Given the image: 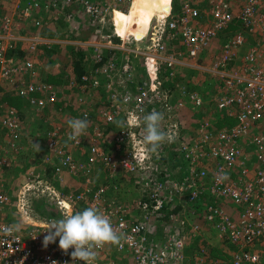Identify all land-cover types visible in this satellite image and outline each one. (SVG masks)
Returning a JSON list of instances; mask_svg holds the SVG:
<instances>
[{
    "label": "built area",
    "instance_id": "2783aa9c",
    "mask_svg": "<svg viewBox=\"0 0 264 264\" xmlns=\"http://www.w3.org/2000/svg\"><path fill=\"white\" fill-rule=\"evenodd\" d=\"M116 1L114 5L112 0H27L0 16V86L25 97L29 107L40 115L47 108L56 105L60 108L63 101L72 110L70 119L86 117L88 120L85 130L88 136L84 133L79 141L67 139L71 132L68 124L64 128L55 124L46 127L43 163L35 162L33 168L26 170L27 177L46 181L48 162L58 175L91 171L99 162L110 175L121 169L137 173L134 180L137 195L130 205L111 198V184L106 181L95 187L84 186L69 199L63 198L73 209L84 199L87 207L99 209L122 234L118 245L106 244L94 249L93 264L102 263L100 260L106 248L115 255L109 258L111 264H125L117 259V254H124L127 264H264L261 251L257 250L258 245L264 243V128L256 129L250 139L259 165L252 173L249 167L243 166L238 179L233 175L234 172L238 174L237 162L244 154L242 139L254 125L264 121V0H212L209 21L204 26L194 24L199 10L192 4L183 3L178 13L172 12L170 6L167 15L153 25L144 48L138 45L143 36H121L113 29L99 32L91 39L74 41L48 37L39 31L12 32L16 13H20L24 21H32L40 27L42 21L32 15L36 10L63 8L66 18L72 19L73 8L77 6L89 22L101 26L109 22L108 12L116 6ZM234 19L238 20L240 28L225 38L219 56L209 65L201 63L200 54ZM176 33L179 44L169 48L166 39ZM245 33L253 39L246 40ZM15 40L24 41L30 53L42 47L53 48L61 42L87 47L92 49L91 63L79 74L73 65H66L59 76L63 81L61 84L49 80L56 70L63 69L59 59L53 57L51 62L55 70L41 73L35 57L16 58L8 51L9 42ZM242 46L246 48L240 66L231 68ZM140 58L143 64L139 62ZM181 66L217 76V106L231 109L229 113L235 119L233 124L216 128L208 119H200L196 124V135L189 141L182 138L181 123L171 104L172 91L162 73L164 69L170 79L179 78ZM64 88L75 93L68 94ZM175 88L181 95L178 106H183L185 99H190L194 105L202 103L201 96L188 91L184 83ZM153 110L164 114L162 130H172L176 134L174 142L164 143H167V149L171 145L177 146L176 152L184 163L180 178L174 175L170 165L160 167L153 153H146L144 166L134 159L135 145L142 142L144 129L133 121H141ZM120 120L126 122L124 127L115 123ZM20 122L21 115L15 106L7 105L0 114L1 129L12 133ZM107 127H116L110 147L101 140ZM85 138L88 139L86 153L79 158L74 150L81 147ZM165 154L163 156L168 160L169 155ZM10 159L0 155V177ZM160 171L163 173L159 175ZM207 175L209 180L204 184L200 182ZM205 191L213 199L204 203L202 223H193L182 214L185 211L195 214L200 194ZM21 198L23 207H31V202L24 192L18 196L17 209L23 219ZM220 199L232 202L233 209L225 207ZM10 202V193L0 185V209ZM54 202L56 215L33 210L35 219H23L21 225L0 219V229H12L10 234L0 231V264H83L80 260H72L73 249L65 253L59 248V238L55 243L43 246L48 225L69 212ZM167 203L170 208L180 207L165 215L163 209ZM210 224L219 231L221 239L226 238L232 245L227 257L212 254L208 247L210 242H206L207 245L201 242L208 239L205 229L210 228ZM162 225L164 228L160 230ZM199 235L202 236L201 245L195 249L194 261L188 252L191 242Z\"/></svg>",
    "mask_w": 264,
    "mask_h": 264
},
{
    "label": "rangeland",
    "instance_id": "374dc122",
    "mask_svg": "<svg viewBox=\"0 0 264 264\" xmlns=\"http://www.w3.org/2000/svg\"><path fill=\"white\" fill-rule=\"evenodd\" d=\"M20 2L21 4H24L27 2V0H1L0 16L3 13H10L12 11L11 8L14 9V5H19L20 7ZM186 2L192 4L199 10V17L195 19L197 20V22L194 24L205 25L208 22V18L210 17L212 0H177L176 8L179 7L180 11L182 4ZM118 3L117 8H114L117 15L112 16V19L121 21L120 23L122 25L118 26L128 27L129 30H132V32H134L132 35L136 38H141L143 36V38L138 42V45L142 48L148 45L150 31L153 30V25H156L158 16L166 13V10H169L170 6L172 5L171 0H120L118 1ZM172 6L171 11L174 12V5ZM77 8L78 6L76 8L74 7L73 9L74 14L72 19L66 18V14L64 12L65 10L62 8H54V10L56 11L53 12H48L49 10H36L34 13H32V15L33 17L42 21V25L40 27L35 26L32 21H24V18L21 17L20 13H13L15 20L17 21L14 22L12 32L17 34L39 31L47 35L48 37L69 39V36L81 37L88 34L96 37L98 36L99 32L105 33L107 31H110L111 25H108V23L101 26L89 25L90 23L89 21H87L84 13L80 8ZM109 14L110 13L108 12V15ZM62 33H65L66 36ZM227 35L228 34L221 31L218 37L215 38L216 41L214 39L215 42L213 41L214 43L212 44V46L210 45V48L205 49L206 51L202 56V62L204 65L211 64L215 59L213 57L219 55L223 43L222 40H224ZM166 42L169 48H173L175 45H178L179 38L177 33L174 36H169L166 39ZM66 44L67 43L63 44L61 42V45L54 44L53 48L42 47L35 53H30L27 50L24 41L15 40L14 42H9L8 51L16 58H23L25 56L35 57L34 61L36 63L37 69L41 73L46 70L50 73V71L55 70L51 65L53 57L59 59V61L61 62V66L71 64L73 65L75 60H80L77 52H74L72 54L66 48H64L66 51H64L63 53L61 52V50H63L62 47H66ZM245 48L246 46H242L240 49L245 50ZM243 50L241 52H237V57L238 55L242 57ZM80 53H82L83 55V53L86 54L87 52L82 50L80 51ZM82 61L85 66L84 68L89 67V59L83 58ZM139 62L143 64L141 58ZM237 64L239 65L240 61L237 60L235 66ZM186 67L187 66H181V72L185 73ZM186 72L189 71L186 70ZM162 73L164 79L166 80L167 86L172 91L171 98L173 99V101L171 102V104L174 108L177 119L181 123L182 138L185 141L191 140L193 136L196 135V124L200 119H208L216 128L229 126L234 123V118L229 113L231 109H228V107L219 108L217 106V96L219 95V79L218 81H215L214 78L216 77L211 76L212 82H208L207 77L199 79V77L201 78L200 74H197V76L191 80H184V75L182 74L179 78L170 79L164 69L162 70ZM189 75L190 74H187V76ZM53 76L55 77V75ZM58 83L62 84L63 81L60 79ZM179 83H184L187 86L188 91L201 93L204 98V102L202 101L203 105L201 107H198V105L192 104V102H190V99H185L184 105L178 106L177 97L179 94L175 87ZM67 93L73 95L75 91L69 89L67 90ZM7 105L15 106L19 110L21 115V122L19 123L18 128L12 133L0 128V155H4L8 157V159L11 158L10 162L8 163L9 165L7 164L3 168V173L0 177V185L10 193L11 202L0 209V219L9 220L17 225L23 224V219L29 221V219L26 218L24 214L22 219L19 216L17 209L18 196L22 195L23 192L30 198L31 207L28 205L30 209V215L35 217V213L33 212L34 202L38 201L39 203H43L46 198L50 201L51 205H55L54 201H56V195H54L51 190H54L57 195L67 200L70 196L81 190L84 186L95 187L105 181L111 184V198L122 201L127 205L131 204V202L137 195L136 185L134 181L135 179H137V173L127 172L126 170L121 169L117 170L116 173L110 175L105 165L100 162L98 163V165H96V168L91 171H77L74 174L64 173L61 175L56 174L52 169V164L48 162L46 164L47 170L45 174L48 183L47 181H36L32 180L31 178L29 179L27 177L26 170L33 168L35 162L43 163L41 161V158L46 153V149L44 146V133L46 127L55 124L59 127L64 128L67 125V121L70 120V114L72 110L68 105H65V103L61 101L59 104L60 108H57V105L51 108H47L44 113L40 115L35 112L34 109H31L29 107V105L26 103V100L24 102L22 97H18L13 90L9 89L6 86H0V114L4 111ZM259 127L264 128V121L258 123L256 126L254 125L249 133L241 141L243 152L245 154L247 153L246 155L248 157L253 150L250 141L251 136L253 132H255V130ZM115 130L116 129L114 127H107L106 130H103V137L101 140L107 147H110L111 145V139L114 135ZM86 136H88V134H86ZM87 141L88 139L85 138V141L84 143H82L81 147L74 150L75 156L79 158L84 157L88 146ZM36 144H39L40 149L37 148ZM168 150L169 149L165 148V144L162 143L157 152L153 153L154 157H159L156 158L157 164L159 163L160 167L162 168L167 167V164L165 163L166 158L165 156H162V153H166L167 155H169V158L171 160V162L169 163L170 168H174L176 170V173L182 172L184 163L180 160V156H178L175 148H171L169 151ZM246 155L243 162L244 164L248 165V159L246 158ZM238 163L239 161L237 162V164ZM248 166L250 167V171L252 170L253 172L255 169H253L254 165ZM234 174L235 172L233 173V175ZM204 178H207V176H205ZM41 186V189L44 193L40 191ZM67 205L68 204L66 203V207H68ZM224 206L227 207L226 205ZM86 208L88 207L83 199L78 203L76 209H73L69 206V212L83 211ZM231 209H233V207H231ZM197 221L201 222V219L197 218ZM210 227L214 232V235L211 232L209 233V237H211V240L218 241V244L221 245L222 243H224L222 250H217L214 253H216L220 257H227L232 250V246L227 245L225 242H221L220 240H216L217 238L215 239L214 237H216L215 233H217L218 230L213 224H210ZM262 244V248L264 249V243ZM112 252L113 251H110L109 248L105 249L102 259L100 260L102 262L101 264H111L109 258L112 259L113 257H115L114 254H111ZM118 258L120 259V262L127 264L128 261L124 254H117V259Z\"/></svg>",
    "mask_w": 264,
    "mask_h": 264
},
{
    "label": "clouds",
    "instance_id": "9594fccd",
    "mask_svg": "<svg viewBox=\"0 0 264 264\" xmlns=\"http://www.w3.org/2000/svg\"><path fill=\"white\" fill-rule=\"evenodd\" d=\"M114 8H116V6H114L113 9ZM113 9L109 11L110 23H107L111 25V29L114 30L111 16ZM105 24L106 23L103 25ZM88 51H86L87 53L84 56L85 59H89L90 57L88 56ZM163 119V113L153 110L143 116L141 121H133V123L141 124L144 129V135L142 137L144 148L142 152L133 154L134 159L141 166H143L144 163L145 153H155L162 143H172L176 139V134L172 130H162L160 125ZM115 123L118 127H124L126 122L120 120ZM67 124L71 129L67 137L69 141H79L88 128V120L86 117L70 119L67 121ZM36 146L40 149L39 144H36ZM52 206L56 209V204ZM0 231L10 234L12 229L6 227L0 229ZM44 232H47V235H45L43 239L44 247H47L50 243H55L57 238H59V248L65 253H67L70 248L73 249L71 251L72 260H80L83 264H93L96 255L94 249L101 248L106 244L118 245L122 235L113 228L112 222L108 216L101 213L99 209L93 207H88L83 211L64 213L62 219L49 224L47 230Z\"/></svg>",
    "mask_w": 264,
    "mask_h": 264
},
{
    "label": "crops",
    "instance_id": "0c3cea01",
    "mask_svg": "<svg viewBox=\"0 0 264 264\" xmlns=\"http://www.w3.org/2000/svg\"><path fill=\"white\" fill-rule=\"evenodd\" d=\"M117 2L116 0H112V4H114L115 5V2ZM118 1H120V0H118ZM0 3H1V0H0ZM119 4V3H118ZM172 6V5H171ZM65 8V7H64ZM73 8V7H72ZM76 8V7H75ZM116 8H117V4H116ZM63 9V8H62ZM74 9V8H73ZM11 10H12V8H11ZM66 10H67V8H66ZM53 11H56V10H54V9H51V10H49L48 12H53ZM115 15H117L116 13H115V10L113 9V11H112V14H111V16H115ZM209 19V18H208ZM88 21V20H87ZM209 21V20H208ZM121 21H119V20H113V28H114V30L116 31V29H117V27H118V25H122L121 23H120ZM88 23V22H87ZM109 23H110V21H109ZM116 24H117V26H116ZM89 25H95V24H93V23H90ZM120 27H123V26H120ZM227 32V31H226ZM63 35H65V33H62ZM245 35H246V40H248V41H251L252 39H253V36L252 35H249V34H246L245 33ZM66 36V35H65ZM93 36H91L90 34H88V35H86V36H81V37H74V36H69V40H83V39H91ZM227 37V36H226ZM56 39H59V38H56ZM66 40V39H65ZM224 40H225V38H224ZM224 40H222V42H224ZM214 41V40H213ZM215 41H216V39H215ZM214 41V42H215ZM214 42H212L211 43V46H212V44L214 43ZM223 44V43H222ZM211 46H209L208 48H210ZM77 46L76 45H72V44H70V43H67L66 44V47H63V49L64 48H66L68 51H71V50H73V49H75ZM207 48V49H208ZM241 48V47H240ZM80 49L81 50H83V51H88V56H90L91 55V53H92V49L90 50V49H88L87 47H80ZM65 50V49H64ZM243 49H240L239 50V52H241ZM206 50H204L203 52H202V54L199 56V61L201 62V63H203L202 61H203V59H202V56H203V53L205 52ZM244 51L245 50H243V53H244ZM220 52H221V49H220ZM220 52H219V54H220ZM219 56V55H218ZM218 56H216V57H213V58H217ZM89 60H90V57H89ZM241 61V56L240 55H238V57H236L235 59H234V61H233V64H231V65H233V66H231V68L233 67V68H235V67H239L240 66V64L238 65H236L235 66V63H236V61ZM88 62H90L91 63V60L90 61H88ZM72 65V64H71ZM186 70L187 71H189V72H186ZM74 71L76 72V73H81V72H77V70H75L74 69ZM181 74L182 75H184V77H183V79L185 80H191V79H193V78H195L196 76H197V74H200V76H201V78L199 77V79H203V77H207V80H208V82L210 81V82H212L211 81V76H214V77H216V78H214L215 79V81H218V78H217V76H215L214 74H212L211 72H207V71H203V70H199V69H197V68H193V67H186L185 68V73H183V72H181ZM187 74H190L189 76H187ZM206 79V78H205ZM198 95H200L201 96V98H203V96L201 95V93H197ZM217 94V93H216ZM216 96V95H215ZM203 102H204V98H203ZM203 102L201 103V104H199L198 105V107H201L202 105H203ZM234 121H235V119H234ZM252 144V143H251ZM252 149H253V146H252ZM247 154V153H246ZM245 153L240 157V159H239V163L237 164V170H238V174L235 172V174H234V176H236V179H238V177L241 175V173H240V169L243 167V166H245L246 164H244V162H243V160H244V157H245V155H246ZM246 158L248 159V165H254V167H253V169L255 168V166H258L259 165V161H257V159H256V156H255V153H254V151L252 150L251 151V153H250V156L248 157L247 155H246ZM248 165H246L247 167H249ZM249 169H250V167H249ZM251 173H252V170L250 171ZM239 175V176H238ZM238 176V177H237ZM208 180H209V178H208ZM202 194V195H201ZM200 194V201H198L197 202V209H196V212H195V214H191V213H187L186 211L182 214L183 216H185V215H187L188 216V218L194 223V222H198L197 221V218H199V219H201L202 218V216H201V211L203 210V208H204V203L205 202H207L208 200H211V199H213L208 193H207V191H205V192H202ZM204 196H207V197H204ZM220 202L221 203H223L224 205H226L227 206V208H231V207H233V205H231L232 204V202H230V201H228V199H220ZM68 206V205H67ZM198 223H202V219H201V222H198ZM163 228H164V226L162 225V227H160V230H163ZM212 233L213 235H214V232L212 231V228L210 227V228H207V229H205V233H207V234H209V233ZM218 233H219V231L217 232V233H215V236L216 237H214L216 240H220L221 242H225L227 245H231L228 241H227V239L225 238V239H221L220 238V236H218ZM197 238V239H196ZM202 238V236L201 235H199L198 237H195V241H192L191 242V244H190V250H189V252H188V254L190 255V258H191V260L192 259H194V261L196 260V254H195V249L197 250L198 249V245H201L200 243L202 242V243H206V242H210L209 244H208V247H209V249L211 250V252L213 253V254H216V253H214V252H216L217 250H219L220 251V249L222 250V247H223V244L224 243H222V245L221 244H218V241H213V240H211V237H209L208 236V239L207 240H203V241H201L200 242V239ZM206 245H207V243H206ZM262 243H260V245H258V247H259V249L257 248V250H259V251H262L261 252V254H262V256H263V254H264V249L262 248ZM232 246V245H231ZM234 248V247H233ZM194 249V250H193ZM253 249H255V247H253Z\"/></svg>",
    "mask_w": 264,
    "mask_h": 264
},
{
    "label": "trees",
    "instance_id": "16d2710c",
    "mask_svg": "<svg viewBox=\"0 0 264 264\" xmlns=\"http://www.w3.org/2000/svg\"><path fill=\"white\" fill-rule=\"evenodd\" d=\"M171 3H172V5H174V8H173V10H174V12L175 13H178L179 12V7L178 8H176L177 7V0H171ZM173 7V6H172ZM175 10H177V11H175ZM209 20V19H208ZM208 23V22H207ZM206 23V24H207ZM237 25H239V26H237ZM200 26H204V25H200ZM240 27V24L238 23V20H236V19H234V20H232L229 24H228V26L226 27V28H224V29H222V31L224 32V33H226V34H232L233 33V31H236L238 28ZM227 31V32H226ZM232 31V32H231ZM227 35V36H228ZM80 47L81 46H77L75 49H73V50H71L70 52L73 54L74 52H77V55H78V57H80V60H75V62L73 63V68L75 69V70H77V72H83V71H85V66H84V64H83V58H84V56H85V54L83 53V55H82V53H80V51H82V50H80ZM63 48V47H62ZM64 51H66V50H61V52L63 53ZM60 52V53H61ZM202 54V53H201ZM200 54V55H201ZM64 67L65 66H63V69H62V71H55L54 72V74H55V77L54 76H51V77H49V80H52V81H55V82H57V81H60V77H58V76H60V74H62L63 73V71H64ZM187 87V86H186ZM64 90H69V89H66V88H64ZM19 97V96H18ZM172 97V96H171ZM179 98H181V95L179 94L178 95V97H177V99H179ZM25 100H26V103L29 105V103H28V101H27V99L25 98V97H23V101L25 102ZM173 101V99L171 98V102ZM174 112V115H175V111H173ZM175 117H176V115H175ZM114 128H116V127H114ZM165 144V143H164ZM177 147V146H176ZM176 147H175V145H171L170 147H169V149H173V148H175V150H176ZM165 148H167V146H166V144H165ZM162 156H163V153H162ZM156 158H159V157H155V159ZM157 160V159H156ZM171 162V160H170V158L167 160V159H165V163L166 164H168V165H170L169 163ZM159 164V163H158ZM173 170V172H174V175L176 176V177H178V178H180L181 176H182V172H177L176 173V170L173 168L172 169ZM163 173V171H160L159 172V175L160 174H162ZM208 178H210L209 177V175H207V178H201L200 179V182H202L203 184L205 183V182H207L208 181ZM202 195V194H201ZM201 197H199V201L201 200L200 199ZM170 206V203H167L166 204V206H165V208L163 209V214H165L166 215V213H169V212H172V211H175L176 212V210H177V208L178 207H180V205H177V206H175V207H173V208H170L169 207ZM33 210L36 212H38V213H40V214H47V215H56L57 214V210L50 204V201L48 200V199H46L45 198V201L43 202V203H39L38 201H36V202H34V204H33Z\"/></svg>",
    "mask_w": 264,
    "mask_h": 264
},
{
    "label": "bare ground",
    "instance_id": "6f19581e",
    "mask_svg": "<svg viewBox=\"0 0 264 264\" xmlns=\"http://www.w3.org/2000/svg\"><path fill=\"white\" fill-rule=\"evenodd\" d=\"M168 11L169 10H166V13H163L160 16H158V19H163L162 17L166 16L167 13H168ZM116 32L119 35H121V36H128V35H132L134 33V32H132V30H129L128 27H125V26H123V27L118 26L117 29H116ZM143 148H144V146H143V143L142 142H140V141L139 142H136V145H135V151H136V153L142 152ZM144 157H146V153L144 154ZM144 165H145V160H144L143 166ZM51 191L54 193V195H56V202L57 203H60L65 209H69V204L63 198H61L59 195H57L54 190H51ZM22 200L23 199L21 198V200H20L21 202L20 203L22 205L21 206L22 207L21 208L22 209V217H23V214H24V216L26 218H28L29 221L34 220L35 217H33V216L30 215V209H29V207L28 206L27 207H23ZM64 201L68 204V207H66V203Z\"/></svg>",
    "mask_w": 264,
    "mask_h": 264
}]
</instances>
